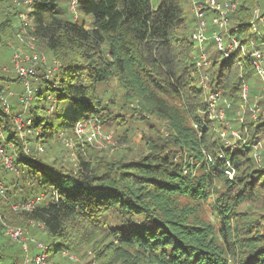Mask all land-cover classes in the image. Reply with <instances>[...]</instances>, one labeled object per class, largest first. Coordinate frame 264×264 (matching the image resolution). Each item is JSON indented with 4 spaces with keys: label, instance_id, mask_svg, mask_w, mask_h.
Segmentation results:
<instances>
[{
    "label": "trees",
    "instance_id": "obj_1",
    "mask_svg": "<svg viewBox=\"0 0 264 264\" xmlns=\"http://www.w3.org/2000/svg\"><path fill=\"white\" fill-rule=\"evenodd\" d=\"M11 1L0 0V45L13 40L10 47L18 43L20 29L14 24L18 10ZM152 1L76 0L75 12L77 9L91 19L87 27L77 17L63 18L58 0H30V32L36 47L47 51L55 59L47 61H57L60 67L52 81L39 78L35 82L51 89L44 101L37 98V85L36 99L26 109L15 97L25 116L33 120V128H39L38 137H26L29 153L11 132L17 112H6L0 99V123L7 140L15 144L19 169L18 173L6 171L0 163V180L7 185L0 195V210L6 218L14 214L21 219L17 222L10 217L15 222L12 225L31 227L28 220L40 221L42 228L32 227L59 240L54 253L70 249L72 244L91 245L96 250L107 240L95 257L104 264H264V211L239 210L259 198L264 204V171L256 167L254 156L247 155V142L232 151L212 138L215 120L209 119L207 124L203 118L208 108L204 90L196 83L193 31L189 36L186 32V0H158L156 6ZM250 7V0H245L232 12L230 19L234 13L238 16L231 31L245 36L250 30ZM190 22L194 29V18ZM251 37L250 30L241 41ZM235 61L232 56L221 60L217 76L224 72L225 79L236 75ZM236 62L237 67L256 74L247 56ZM111 80L122 91L124 104L135 103L143 118L153 116L165 124L163 143L170 136L168 143L179 144L183 151L193 142L196 148L190 150L196 154L187 150L188 162L182 161V155L178 161L168 144L148 140L150 151L128 161L92 157L90 144L94 141L78 137L75 124L94 120L107 132L102 125L115 116L101 95H112L103 85ZM13 81L20 79L11 73L0 74V92ZM218 81L225 82L222 77ZM232 83L231 93L240 84L241 95L240 80ZM224 112L229 120L233 111L225 108ZM107 133L114 140L113 132ZM64 136L72 137L75 151L71 170L48 162L47 154L43 155L44 143L52 139L67 146ZM102 142L108 149L117 146L116 142ZM244 164L241 175L232 180L224 177L225 170H240ZM222 180L227 190L210 204L217 219L210 222L202 216L205 197ZM40 193L44 198L31 212L12 210L13 202ZM211 217L215 218L212 213ZM31 230L29 235L35 238L37 233ZM30 243L29 252L35 254L38 249ZM11 264L19 263L14 260Z\"/></svg>",
    "mask_w": 264,
    "mask_h": 264
},
{
    "label": "rangeland",
    "instance_id": "obj_2",
    "mask_svg": "<svg viewBox=\"0 0 264 264\" xmlns=\"http://www.w3.org/2000/svg\"><path fill=\"white\" fill-rule=\"evenodd\" d=\"M242 1L245 4V0H239L238 5L241 4ZM11 2L16 10H18L14 24H16V26H19L18 14L19 12H23L26 10L27 4L24 2V0H12ZM58 2L59 7L64 10V13H62L63 18L75 19L77 17L78 21H84L85 25L87 27L89 26L91 20L90 17L82 12H79L77 9L75 12V6L71 4V0H58ZM157 2L158 0H153V6H156ZM250 2L251 7L248 15L250 13L251 16L249 22L251 23L252 21H256L254 14L255 10H257L260 15L264 16V0H250ZM183 7L186 12L187 19L186 32L189 36L191 31H193V27L190 22H193V14L190 10V1L186 0V3L183 4ZM230 15L228 30L224 31V35L232 33V36L238 39L245 38L250 30H247L245 32V36L237 31H231V28L237 23L236 15L238 16V14L234 13L231 19ZM211 29V26H208V31L206 33L207 37L210 36ZM262 37H264V35ZM12 41L8 40L6 45H0V65L10 63L12 48L8 43ZM257 42H262V39L259 36ZM38 49L45 54L48 61L55 60L53 59V56H51L47 51L43 50L40 47ZM193 49L194 53H196L197 50L196 48H194V46ZM248 49L249 44L245 43L244 49H241L240 46H237L232 48L229 54L232 52L231 56L236 59V61H238L239 58L243 55V52L247 51ZM205 52L207 53L208 61L203 65V70L208 74V78L205 80V88H203V94L205 105L208 110L203 115V118L206 120L207 124H209L207 120H215L212 130V138L218 139L219 142L223 143L228 148H231L230 150L232 151L237 150V147L240 146L241 142H247L245 144L249 146L248 148H251L250 151H248L247 155L254 156L253 154L256 151L261 158L260 162L256 163V167L264 171V78L259 76L258 74H255L253 71L245 70V73L244 68L237 67L238 64L236 61L234 62V65L232 67L236 68V75L232 74L227 79H225L226 73L224 72L223 76H217L216 68L217 66H219V62H221V57L220 55H217L215 46L213 45L211 39H208L206 42ZM42 72L43 67H39L38 74H41ZM218 77H222L225 82L218 81ZM54 78L55 76L53 75L50 78V81H52ZM239 80L240 82H242L241 80H245L248 87V92L245 100L241 98L239 83L237 92L231 93L232 89L230 87L233 84L232 82H238ZM199 81L200 79L198 77L196 83L199 84ZM224 83L227 84L225 85ZM36 85L38 86L39 93L37 95V98L41 99L40 101H44L48 94L51 95V89L49 87H46L44 83H37ZM103 85H105L104 88L107 87L109 89L112 97L110 96V94L109 96H105L102 94V101L104 103H108L111 106V111L114 113L115 119L113 121L109 120L108 123L103 124L102 127L107 132H113L114 142H116L117 146L114 149H108V145L105 146V143L94 141L92 144H90V146H92V148L90 149L93 153L92 157L96 156L97 158H102L105 160L115 158L119 161H128L150 151V147L146 145V141L152 140L160 144L163 143L164 138H167V130L165 124L161 120H158L153 116H147L143 118V115L139 114V109L137 108L135 103L124 104L126 101H123L124 99L122 97V91L115 81L111 80V82L109 81L108 84ZM225 86L226 88H224ZM223 88L227 90V92H225ZM10 89L14 91L13 96H8L7 91L3 90V94L7 97L11 104L9 111H22L20 104L16 102L15 97L17 95V92L23 91V83L21 81H15V85L10 86ZM207 91L209 93L218 92L219 97H217L215 101H213L212 99L209 100L210 94L209 96H207ZM48 101L49 100L47 99V102ZM209 103H213V106ZM227 103L229 104L228 107ZM225 108L233 111L230 112L231 116L229 120L225 118V115L220 116L221 113H225ZM257 124H260L258 128L255 127ZM241 126H243V129L240 130ZM252 132L254 133L251 134ZM71 138V136L63 137L64 142H68V144L65 143L67 146H65L59 139H52L48 142H45V151L43 152V155L44 153L45 155L47 154V158L45 159L52 164H54L55 162L56 165H61L67 170H71L75 163V151L72 147ZM80 138L86 142L91 143V141H89L85 136H81ZM169 140H171L170 136L163 144H168V150L174 153V156H176L175 159H177L178 161H180V156L182 155L184 156V158H182V161L188 162L185 157V154L188 153L187 150L190 151V154H196L195 150H190L193 147L196 148L193 142H188V144L186 145L187 150L183 149V151L186 153H183V151H179V144L177 146L174 145L173 142L168 143ZM239 158L242 157L239 156ZM244 166L245 164L242 165L240 170H225L224 177L228 178L229 180L234 179L236 175H241ZM10 175L11 174L5 175L3 179H5L6 177H10ZM225 183L226 182L224 180L216 181L210 188V194L205 197V208L202 211V216L205 220H210V222H217L215 212L210 209V204H213L214 200L217 199V197L221 193L226 192L227 187L224 186ZM227 185H229V183H227ZM45 198L49 199V194H47ZM246 209L250 211L254 210L256 212H262L264 211V204L261 201V198H259V201L256 200L255 203L249 205L244 203L239 207L240 211H244ZM210 212L215 216L213 220ZM9 215L11 216L7 217V220H9L10 223L15 224V222L11 221L10 217L17 222L21 221V219L14 214ZM111 218L114 217L111 216ZM30 229H32L31 231L33 233H37L35 235L37 241H40L47 246L48 257L53 262V264H104L103 260H96L95 257L96 250L102 249L107 240L102 245L97 246L96 250L93 249L95 246L82 244H72L70 249H64L69 251L71 254H76L82 260L81 262H75L69 259L67 255L62 254L61 251L54 253L55 246L59 242V240L54 239L45 231H38L32 226L28 227V230ZM31 247H33V245L30 243V248ZM0 248L2 249V251H4V255L0 259V264H11L12 262H14V260H17L19 264L23 263L24 254L20 248V245L12 241L8 236L0 234ZM38 251L41 250L39 249L37 250V252ZM32 254L33 253L29 252V255Z\"/></svg>",
    "mask_w": 264,
    "mask_h": 264
},
{
    "label": "built area",
    "instance_id": "obj_3",
    "mask_svg": "<svg viewBox=\"0 0 264 264\" xmlns=\"http://www.w3.org/2000/svg\"><path fill=\"white\" fill-rule=\"evenodd\" d=\"M190 10L194 18V29L191 34V40L193 46L197 52L194 54L195 66L198 71L199 84L202 88H205V80L208 78V74L203 70V65L208 61L207 53L205 52V45L208 39H211L215 46L217 55H220L221 60H227L231 58L232 52L229 54L232 48L240 46L244 49L245 43L249 44V49L243 52L242 56L250 58V66L254 68L256 74L264 78V16L260 15L257 10L254 11L256 21H252L249 24L253 37L249 38L246 42H242L241 38L232 36V33L224 35V31L228 30L229 15L234 12L238 6L239 0H189ZM27 4L25 11H21L18 14L20 29L16 33L18 43L11 45L12 53L9 64L0 65V74L11 73L17 76L23 83V91L18 93L17 100L26 108L28 104L36 99L37 88L35 82L39 78L50 82V78L57 73L60 63L57 61L48 62L45 54L37 49L35 44V38L31 34L33 29L32 19L28 12L31 10L30 0H24ZM72 5L76 6V0H72ZM208 26H211L210 36L207 37ZM258 36L262 39V42H257ZM241 56V57H242ZM43 67V72L38 74V68ZM8 96H13L14 92L5 86ZM204 90V89H203ZM248 92V87L245 80L241 82V96L245 100ZM210 94V96H209ZM209 96V100L215 101L219 97L218 92H206ZM49 97V96H47ZM0 99L4 105L6 112H9L11 104L7 97L0 92ZM212 104L213 103H209ZM229 104L227 103V107ZM210 107V106H209ZM211 108V107H210ZM212 109V108H211ZM224 113L220 114V116ZM75 133L78 137L85 136L89 141L105 140L109 144H114L111 133H104L101 130V125L94 120L77 121L75 124ZM11 132H13L19 141L21 142L22 149L25 153H29L30 149L26 137L28 135L37 136L39 128H33V120L30 117H26L23 110L17 112L12 117ZM68 144L67 141H65ZM36 149L41 150L42 147L39 143H36ZM15 144L12 141L7 140L6 131L0 123V163L6 171L19 172L18 167L15 165ZM251 149V148H250ZM254 158L260 162V155L255 151ZM7 190V185L0 180V195H4ZM44 198L43 194L30 196L25 200L13 202L11 208L16 213H29L37 204L42 202ZM29 226H37L42 228L43 224L40 221L28 220ZM0 226L2 233L8 236L11 240L20 245V248L24 254V263L26 264H53L48 257V248L42 242L35 240L34 237L29 235L28 226L12 225L6 218V216L0 210ZM34 242L35 247L41 251H36L32 256L29 255V243ZM62 254L67 255L69 259L75 262H81L79 256L71 254L67 250H62ZM83 264V263H81Z\"/></svg>",
    "mask_w": 264,
    "mask_h": 264
},
{
    "label": "crops",
    "instance_id": "obj_4",
    "mask_svg": "<svg viewBox=\"0 0 264 264\" xmlns=\"http://www.w3.org/2000/svg\"><path fill=\"white\" fill-rule=\"evenodd\" d=\"M12 85H15V81L9 83V86H12ZM15 100H16V99H15ZM13 105H14V104H13Z\"/></svg>",
    "mask_w": 264,
    "mask_h": 264
}]
</instances>
